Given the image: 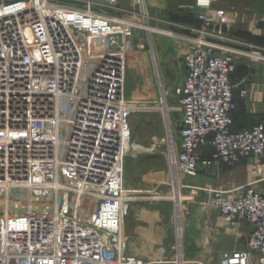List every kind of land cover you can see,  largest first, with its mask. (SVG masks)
Segmentation results:
<instances>
[{"label": "built area", "instance_id": "obj_1", "mask_svg": "<svg viewBox=\"0 0 264 264\" xmlns=\"http://www.w3.org/2000/svg\"><path fill=\"white\" fill-rule=\"evenodd\" d=\"M103 1L78 0L74 8L0 0V264H140L125 254L124 219L136 200L123 173L136 109L125 97V63L152 30L169 33L152 25L146 0L115 15L103 9H119ZM214 4L195 1L199 27L176 35L185 76L175 88L181 121L169 162L174 179L195 176L200 164L264 158L263 123L232 129L230 81L238 62L264 63V48L230 44L233 20ZM206 151L202 160L197 152ZM209 197L230 226L250 228L243 249L223 254L219 264H264V194L248 185ZM180 214L177 264L183 205Z\"/></svg>", "mask_w": 264, "mask_h": 264}, {"label": "crops", "instance_id": "obj_2", "mask_svg": "<svg viewBox=\"0 0 264 264\" xmlns=\"http://www.w3.org/2000/svg\"><path fill=\"white\" fill-rule=\"evenodd\" d=\"M195 1L148 0L147 5L152 21L161 23L163 29L188 32L190 28L198 26L193 14ZM214 5L233 20L230 30L225 34L230 44H250L264 48V0H216ZM166 20H172L173 24ZM158 74L155 77L163 81L161 73ZM184 76L183 68L179 86ZM176 80L173 85H176ZM230 81L237 105L232 116V129L239 131L264 124V63L238 62ZM243 91L244 95L241 96ZM171 131L168 128L167 134L172 143ZM201 154L202 160L209 159V151L197 152L198 156ZM183 179L186 184L184 190L193 201L188 203L183 199L188 211L182 220V264H219L223 254L241 251L244 238L250 231L249 226L242 222L237 227L230 226L212 209L209 193L215 190H238L250 185L264 194V159L245 158L234 166L204 167L200 164L195 176H185ZM174 199L179 206L181 198ZM165 203L170 202L165 199L152 205L147 197L140 194L125 216V254L134 257L140 264H177V255L173 250L176 244L174 216L177 221V212L175 206L173 212V204L170 203L171 220L168 222L166 217L162 220L161 205ZM168 226L172 240L167 232Z\"/></svg>", "mask_w": 264, "mask_h": 264}, {"label": "rangeland", "instance_id": "obj_3", "mask_svg": "<svg viewBox=\"0 0 264 264\" xmlns=\"http://www.w3.org/2000/svg\"><path fill=\"white\" fill-rule=\"evenodd\" d=\"M53 1L67 7L73 6L77 8L82 6L81 3L76 2L78 0ZM134 1L105 0L103 3L111 4L112 8L119 9V11L112 9H103V11L111 15L120 14L124 10L129 9ZM146 1L148 3V0ZM97 8V6L94 7V10L97 11ZM195 19L198 23V28L199 21L196 16ZM171 21L166 20L165 22L173 24ZM152 25L169 34L172 33L179 36H190L191 34L190 30L188 32H176L170 29H163L161 23L154 21H152ZM181 52L182 46L178 49L172 39L162 35V33H153L145 48L127 57L125 63V97L129 101L136 103V109L130 116L132 148L129 156L124 161V185L129 190L134 191L136 198L143 194L152 205L161 203V200H152L156 194L163 195L161 197L163 200L166 199L173 204V212L174 196L172 193L173 187H176V180L173 177V170L169 162L171 148L173 149L174 147L175 151L179 150L177 131L180 126L181 115L176 103V89L179 87V80L183 76ZM166 60L170 62L168 63ZM157 71L161 73L164 81L163 84L161 80L166 96L164 102L160 98L158 78L155 77L158 74ZM175 80L176 85H173L172 83ZM168 128L172 129V138L174 140L172 143L167 134ZM262 159L264 158L256 160ZM178 179L179 183H177V186L180 190L179 197L181 198L179 203L183 205V209L187 213L188 210L183 199L188 203L192 202L193 199L184 190L186 184L183 177L180 176ZM169 204L161 205V219L164 220L166 217L168 222L171 220L170 216L172 215L171 204ZM165 208L169 209L166 210ZM170 231V226H168L167 232L170 240H172Z\"/></svg>", "mask_w": 264, "mask_h": 264}, {"label": "bare ground", "instance_id": "obj_4", "mask_svg": "<svg viewBox=\"0 0 264 264\" xmlns=\"http://www.w3.org/2000/svg\"><path fill=\"white\" fill-rule=\"evenodd\" d=\"M152 32H155V33H158V32H156V31H154V30H152ZM169 39H172V42L174 43V44H179L183 39H180L179 37H177L175 34H172V33H170V34H168V36H167ZM171 133H172V131H171ZM173 142H174V140H173ZM171 156H173V149L171 148ZM171 158V157H170ZM173 159V158H172ZM172 159H171V161H172ZM174 177V176H173ZM175 180H176V187H178L177 186V183H179V179H178V177H176L175 178ZM161 182V181H160ZM156 184H157V182H156ZM158 185V184H157ZM174 188V187H173ZM161 189V188H160ZM178 191H175L173 194H174V197H176V198H179V192L177 193ZM177 213H176V215H177V218H178V220H180V216H181V214H180V205L179 206H177ZM182 226V225H181Z\"/></svg>", "mask_w": 264, "mask_h": 264}]
</instances>
